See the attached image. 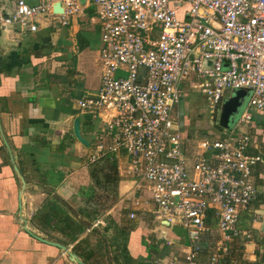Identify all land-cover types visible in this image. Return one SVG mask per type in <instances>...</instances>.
<instances>
[{
	"label": "built area",
	"instance_id": "1",
	"mask_svg": "<svg viewBox=\"0 0 264 264\" xmlns=\"http://www.w3.org/2000/svg\"><path fill=\"white\" fill-rule=\"evenodd\" d=\"M89 1L102 43L100 88L77 101L101 124L90 164L125 160V172L149 190L155 215L186 231L189 251L171 264H219L228 243H254L239 220L257 198L253 168L263 161L248 153L254 138L241 129L255 113L264 117V0H178L188 6L184 21L172 0ZM81 11L79 0H15L13 13L0 15V29L35 33L40 18L62 17L66 26ZM186 88L200 90L211 113L230 91H247L250 102L233 129L191 150L177 113ZM102 225L97 220L87 233ZM214 233L220 239L200 263L202 242Z\"/></svg>",
	"mask_w": 264,
	"mask_h": 264
},
{
	"label": "crops",
	"instance_id": "2",
	"mask_svg": "<svg viewBox=\"0 0 264 264\" xmlns=\"http://www.w3.org/2000/svg\"><path fill=\"white\" fill-rule=\"evenodd\" d=\"M79 2L83 11L66 26L50 14L39 19L35 33L0 29V264H76L38 238L66 246L85 264L183 263L186 231L155 215L149 190L125 172V160L116 165L114 195L94 186L89 157L101 124L82 114L77 101L100 88L101 26L90 1ZM14 9L15 0H0V15ZM183 94L177 113L192 150L205 137L194 131L196 116ZM77 118L87 144L74 134ZM241 130L254 138L248 153L264 158V117L255 113ZM105 141L108 147L111 140ZM253 174L257 198L239 227L252 231L254 243H228L219 264H264V162ZM99 219L103 225L87 233ZM80 225L84 231L71 242L69 233ZM211 225L215 231V221ZM219 239L214 233L203 240L200 263L208 262Z\"/></svg>",
	"mask_w": 264,
	"mask_h": 264
},
{
	"label": "rangeland",
	"instance_id": "3",
	"mask_svg": "<svg viewBox=\"0 0 264 264\" xmlns=\"http://www.w3.org/2000/svg\"><path fill=\"white\" fill-rule=\"evenodd\" d=\"M171 5L176 10L179 19L184 21L186 18L185 13L188 11L187 4L184 1L179 2L178 0H172ZM119 76H122V73H120ZM236 92L237 91H230L229 96L224 99L223 105ZM185 93L188 94L189 104L192 103L191 108H188L187 110L190 114L196 116V123L194 125L196 130H194V131H198L199 132L198 135L200 137H205V138H212L213 136L219 134L222 130L219 127V120H220L221 111L218 113H216V112L211 113V111H210V109L206 103L205 97L201 94L200 90H192V89L186 88ZM249 102H250V95L246 94L245 97H243L241 100V106L239 108L238 113L232 118L231 127L236 125L239 118L247 110ZM216 122H218V123H216ZM144 186H146V185H144ZM144 189H147V188L145 187ZM178 230L181 231V229H178Z\"/></svg>",
	"mask_w": 264,
	"mask_h": 264
},
{
	"label": "trees",
	"instance_id": "4",
	"mask_svg": "<svg viewBox=\"0 0 264 264\" xmlns=\"http://www.w3.org/2000/svg\"><path fill=\"white\" fill-rule=\"evenodd\" d=\"M116 165L117 161L115 159L113 160L111 156H106L98 162L89 165V172L94 181V186L98 189H108L109 192H107V194H109V196H111V194H115L114 188L118 182L114 175V172H116L117 170ZM99 214H101V212L97 211L93 215H89V221L92 222ZM64 226L65 228H70L72 230V227L68 223ZM83 231V225L78 226L77 229L75 228V230H73L75 234L69 233L68 235L70 236V241L73 242L74 240H76L78 235ZM65 244L67 245L68 243Z\"/></svg>",
	"mask_w": 264,
	"mask_h": 264
},
{
	"label": "water",
	"instance_id": "5",
	"mask_svg": "<svg viewBox=\"0 0 264 264\" xmlns=\"http://www.w3.org/2000/svg\"><path fill=\"white\" fill-rule=\"evenodd\" d=\"M54 11L58 12V13H63V10L60 7V4H57L55 6ZM187 20H189V19L187 18ZM246 93H247V91H244V90L237 91L223 105V107L221 109L220 120H219V127L222 130L223 129H230L232 118L238 113L239 108L241 106V100L243 97H245ZM74 134L79 141H81L84 144H87V141H85L80 134V120H79V118H77L74 122ZM262 161L264 162V158H262ZM38 240L42 241L43 243H46V244H49L51 246L62 249L63 251H65V253L68 254L70 259L74 263L85 264L79 259V257L76 254H74L70 250H68L66 246L60 245L58 243L50 242V241H47V240H44L41 238H38Z\"/></svg>",
	"mask_w": 264,
	"mask_h": 264
}]
</instances>
